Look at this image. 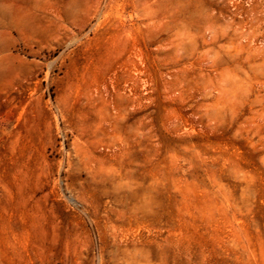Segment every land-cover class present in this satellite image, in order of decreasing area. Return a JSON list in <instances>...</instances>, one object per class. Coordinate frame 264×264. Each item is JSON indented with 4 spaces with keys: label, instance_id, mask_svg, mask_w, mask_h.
Masks as SVG:
<instances>
[{
    "label": "rangeland",
    "instance_id": "1",
    "mask_svg": "<svg viewBox=\"0 0 264 264\" xmlns=\"http://www.w3.org/2000/svg\"><path fill=\"white\" fill-rule=\"evenodd\" d=\"M0 264H264V0H0Z\"/></svg>",
    "mask_w": 264,
    "mask_h": 264
}]
</instances>
